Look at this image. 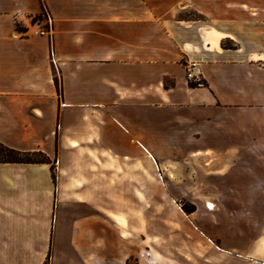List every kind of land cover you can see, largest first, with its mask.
I'll list each match as a JSON object with an SVG mask.
<instances>
[{
	"label": "crops",
	"instance_id": "0c3cea01",
	"mask_svg": "<svg viewBox=\"0 0 264 264\" xmlns=\"http://www.w3.org/2000/svg\"><path fill=\"white\" fill-rule=\"evenodd\" d=\"M43 8L52 24L41 34L46 23L30 19ZM216 10L215 0H0V142L50 157L0 163V264H131L122 216L102 208L107 157L115 171L125 159L196 170L203 186L218 176L228 194L206 206H247L221 234L192 224L211 254L202 264H264V23H219ZM188 60L202 85L187 80Z\"/></svg>",
	"mask_w": 264,
	"mask_h": 264
},
{
	"label": "rangeland",
	"instance_id": "374dc122",
	"mask_svg": "<svg viewBox=\"0 0 264 264\" xmlns=\"http://www.w3.org/2000/svg\"><path fill=\"white\" fill-rule=\"evenodd\" d=\"M215 6L219 23H264V0H215ZM48 14L43 8L30 21L44 23ZM186 15L199 17L193 10H187ZM225 44L235 46L230 41ZM199 143L223 146L229 140L204 138ZM176 157L182 159L183 155ZM30 158L44 156L38 153ZM107 159L106 171H102V208L122 216L123 246L132 251L131 264H202L211 254L194 233L192 224L221 234L226 230L228 214L247 206L212 202L213 208L209 203L206 206L212 196L228 194L229 189L218 176L203 186L194 182L196 170L189 177L186 169L180 173L171 168L163 174L161 169L141 160L132 169L131 162L124 159L123 170L115 171L118 162ZM210 164L206 167L213 165ZM250 206L259 210V205Z\"/></svg>",
	"mask_w": 264,
	"mask_h": 264
},
{
	"label": "trees",
	"instance_id": "16d2710c",
	"mask_svg": "<svg viewBox=\"0 0 264 264\" xmlns=\"http://www.w3.org/2000/svg\"><path fill=\"white\" fill-rule=\"evenodd\" d=\"M42 154L43 159L30 158L36 154ZM36 162H50V157L42 151H22L12 148L0 142V163H36Z\"/></svg>",
	"mask_w": 264,
	"mask_h": 264
},
{
	"label": "built area",
	"instance_id": "2783aa9c",
	"mask_svg": "<svg viewBox=\"0 0 264 264\" xmlns=\"http://www.w3.org/2000/svg\"><path fill=\"white\" fill-rule=\"evenodd\" d=\"M44 21L46 25L44 27H40V29L37 31L38 33L44 34L50 31L52 19L49 14L47 17H45ZM37 24H40V23H37ZM185 68H186V78L191 84L202 85L204 83V77L200 69V63L198 61L188 60L185 63Z\"/></svg>",
	"mask_w": 264,
	"mask_h": 264
},
{
	"label": "bare ground",
	"instance_id": "6f19581e",
	"mask_svg": "<svg viewBox=\"0 0 264 264\" xmlns=\"http://www.w3.org/2000/svg\"><path fill=\"white\" fill-rule=\"evenodd\" d=\"M209 205H210V208H213L214 207V205L212 203H210V202H209Z\"/></svg>",
	"mask_w": 264,
	"mask_h": 264
}]
</instances>
